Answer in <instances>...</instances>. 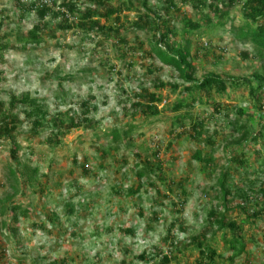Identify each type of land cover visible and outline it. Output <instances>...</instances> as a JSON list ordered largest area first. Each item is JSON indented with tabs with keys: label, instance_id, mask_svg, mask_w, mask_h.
<instances>
[{
	"label": "rangeland",
	"instance_id": "obj_1",
	"mask_svg": "<svg viewBox=\"0 0 264 264\" xmlns=\"http://www.w3.org/2000/svg\"><path fill=\"white\" fill-rule=\"evenodd\" d=\"M53 1L57 7L62 0ZM31 2L0 0V42L8 40L11 47L0 52V101L8 105L10 94L28 92L45 100L56 112L78 110L81 101L93 97L98 110L92 115L100 122V133L114 126L133 125L132 138L104 157L95 147L110 144L114 148L116 144L110 137L96 139L90 130L80 128L53 147L47 142L48 129L33 135L29 123L23 120L18 134L22 145L20 164L10 159L9 142H0V264H153L161 259L162 251L172 255L168 264H193L198 252L189 241L203 229L216 195L220 166L228 160L221 134L227 133L224 117L214 115L212 105H195V113L207 119L210 130L219 132L215 151L218 167L204 171L191 159L196 143L184 135L177 136L180 129L173 130L172 113L143 120L140 115H131L126 101L140 85L149 84L148 65L159 69L153 76L182 84L170 67L145 52L141 54L133 45L122 48L114 38L85 36L76 29L61 30L56 27L61 19L52 13L46 22L56 29L55 36H50V30L41 44L23 48L18 37L37 22ZM154 2L160 4L151 0ZM78 4L83 10L86 0H78ZM240 7L238 3L231 9L225 26L202 27L193 36L197 50L193 64L198 78L210 71L245 76L261 66L253 56L252 44L238 41L229 31L231 25L242 23ZM183 9L190 10L188 5ZM135 14V10L125 12L128 18H122L130 20ZM134 35L128 31L132 44L136 43ZM137 35L149 49L150 35L142 31ZM206 40L210 44L201 47ZM244 52L249 58L242 56ZM162 93L168 105L186 96L167 88ZM247 93L239 88L232 99L226 96L224 103L246 105ZM20 115L23 118L22 112ZM248 149L246 156L252 166L247 173L253 179L252 169H262L260 160L256 163L254 158L259 159L258 149L264 155V146L250 144ZM146 159L155 165L160 161L162 169L144 178L136 194L128 195V189L137 181L136 164ZM82 163L87 164L86 173ZM34 168H38L34 185H24L22 180ZM12 170L18 171L16 177ZM244 171L246 168L241 169L243 177ZM239 179L236 175L234 180ZM178 182L183 184L184 193ZM182 199H186L184 203ZM11 202L30 207L29 216L20 215L14 226L10 225ZM69 206L73 207L72 213ZM48 213H55L59 220L49 221ZM172 223L174 228L168 233ZM245 234L254 242H249L247 251L234 264H264V220H259L257 226L245 225ZM174 239L176 244H172ZM216 245L224 250L220 239ZM142 253L146 254L145 260L139 257Z\"/></svg>",
	"mask_w": 264,
	"mask_h": 264
},
{
	"label": "trees",
	"instance_id": "obj_2",
	"mask_svg": "<svg viewBox=\"0 0 264 264\" xmlns=\"http://www.w3.org/2000/svg\"><path fill=\"white\" fill-rule=\"evenodd\" d=\"M158 1L160 4L151 3V0H86V6L81 10L78 0H62L58 7L64 8L74 19L73 22L65 12L56 7H37V22L27 33L20 35L18 40L22 42V47L26 48L30 44H41L45 40V33L50 30V36H55L56 29H51L50 23L46 22V18L52 13L54 18L61 19L56 23V27L61 30L76 29L85 36L100 34L105 38H114L122 48H133V45L141 54L145 52L163 66L170 67L182 80L183 85L164 81L158 75L153 76L159 69L148 65L146 71L149 74V84L140 85L132 95L127 96L126 101L130 104L131 115H140L143 120L157 117L163 112L172 113L173 130L180 129L177 136L184 135L196 143L191 159L197 161L204 171L218 167L215 151L219 145L216 144L219 132L210 130L207 119L195 113V105H212L214 115L224 117L227 133L221 134L228 160L225 165L220 166L215 183L216 195L212 198L203 229L192 236L189 242L198 252L193 264H220V261L234 264L235 259L247 251L249 242H254L247 239L245 225L257 226L259 220H264V155L258 149L259 159L254 158V162L258 163L257 160H260L258 164L262 169L259 167L258 171L262 173L256 168L252 169L255 174L253 179L247 173V169L252 165L246 156L250 144L264 146V0ZM238 3L241 4L242 23L231 25L229 31L238 41L252 44L253 56L261 66L245 76H223L210 71L198 78L196 66L193 64L197 53L193 36L202 27L212 29L225 26L230 20L231 9ZM185 5H188L190 10H184ZM132 10L136 11L134 18L124 20L122 17H127L124 13ZM128 31L135 33V44L130 41ZM138 31L150 35L149 49L144 48L145 42L137 35ZM207 45L202 43L201 47L206 48ZM9 48L11 47L8 40L0 42V52ZM124 52L122 56H125ZM242 56L249 58V53L244 52ZM166 88L171 92L179 90L186 96L168 105L162 93ZM239 88L247 90L248 93L244 96L247 104H225L226 96L232 99L233 93ZM92 99L93 97H90L81 101L78 110L69 108L56 112L49 109L45 100L28 92L21 95L10 94L8 105L0 101V142H9L10 159L20 164L19 153L22 145L18 134L23 120L29 123L33 135L48 129L47 142L53 147L59 146L68 133L80 128L90 130L96 139L101 136L110 137L112 143L116 144L114 148L110 144L95 147L104 157L108 156L112 149H116L118 144L127 143L132 138L133 125L127 128L114 126L100 133V122L92 115L98 107L92 103ZM73 162L77 164L76 156L73 157ZM136 167L134 172L137 181L128 189V195H134L141 189L144 178H149L156 172L160 173L162 164L157 161L155 165L146 159L138 162ZM81 168L87 172V164L82 163ZM242 168H246L244 177ZM37 172L38 168H34L33 173L22 180L24 185L31 183L33 186ZM17 173V170H12L14 177ZM236 175H239L238 181L234 180ZM178 183L184 193L183 184ZM17 192L16 190L12 197ZM185 200L182 199L181 202L184 203ZM22 204L10 203L11 226L19 221L20 215L29 216L30 207ZM69 207V212L72 213L73 207ZM235 212L237 216H234ZM47 216L49 221L59 220L55 213H48ZM174 225H170L168 233L172 232ZM218 239L223 243V251L216 245ZM176 243L174 239L172 244ZM188 246L189 244L185 245V248ZM160 256L161 259L153 264L170 263V253L163 254L162 251ZM139 257L145 260L146 254L142 253Z\"/></svg>",
	"mask_w": 264,
	"mask_h": 264
},
{
	"label": "built area",
	"instance_id": "obj_3",
	"mask_svg": "<svg viewBox=\"0 0 264 264\" xmlns=\"http://www.w3.org/2000/svg\"><path fill=\"white\" fill-rule=\"evenodd\" d=\"M31 5L33 10H36L37 7H42V6L56 7L53 0H32ZM56 8L65 12L70 20L72 19V17L68 14V12L64 8H59L58 6ZM204 44L207 45L208 44L207 41H205Z\"/></svg>",
	"mask_w": 264,
	"mask_h": 264
}]
</instances>
